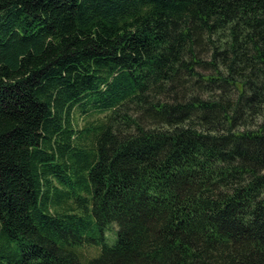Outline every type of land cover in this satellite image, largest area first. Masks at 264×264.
<instances>
[{"label": "trees", "instance_id": "trees-1", "mask_svg": "<svg viewBox=\"0 0 264 264\" xmlns=\"http://www.w3.org/2000/svg\"><path fill=\"white\" fill-rule=\"evenodd\" d=\"M0 264H264V0H0Z\"/></svg>", "mask_w": 264, "mask_h": 264}, {"label": "rangeland", "instance_id": "rangeland-1", "mask_svg": "<svg viewBox=\"0 0 264 264\" xmlns=\"http://www.w3.org/2000/svg\"><path fill=\"white\" fill-rule=\"evenodd\" d=\"M101 117L102 115L94 114V113H87L85 115L77 114L75 115V123H76L75 127L77 129H81L84 126H87L88 124H93L99 121ZM115 231H116V226L113 224L111 227H109V229H107L104 232L105 242L108 245H112L114 243L115 234H116ZM89 237H91V235H89ZM98 253H99V247L97 248V247H92V246H86L82 248L81 250H79V254L82 260H87V259L96 257Z\"/></svg>", "mask_w": 264, "mask_h": 264}]
</instances>
